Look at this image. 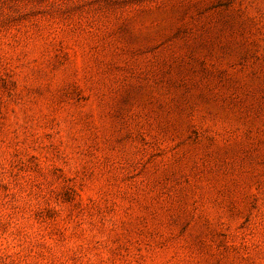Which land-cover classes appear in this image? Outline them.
<instances>
[{
  "label": "rangeland",
  "instance_id": "rangeland-1",
  "mask_svg": "<svg viewBox=\"0 0 264 264\" xmlns=\"http://www.w3.org/2000/svg\"><path fill=\"white\" fill-rule=\"evenodd\" d=\"M0 264H264V0H0Z\"/></svg>",
  "mask_w": 264,
  "mask_h": 264
}]
</instances>
